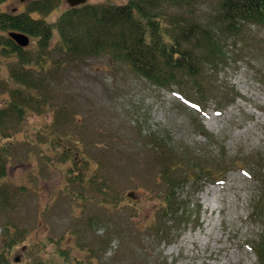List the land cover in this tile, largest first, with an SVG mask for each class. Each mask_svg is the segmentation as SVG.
Listing matches in <instances>:
<instances>
[{
	"label": "rangeland",
	"instance_id": "374dc122",
	"mask_svg": "<svg viewBox=\"0 0 264 264\" xmlns=\"http://www.w3.org/2000/svg\"><path fill=\"white\" fill-rule=\"evenodd\" d=\"M67 7L61 0L44 19ZM24 9L0 4V13ZM218 14L210 0L195 12L197 78L163 88L104 58L86 61L56 86L58 115L11 109L20 66L0 31V264H258L264 25L225 33ZM35 46L29 38L25 49Z\"/></svg>",
	"mask_w": 264,
	"mask_h": 264
},
{
	"label": "trees",
	"instance_id": "16d2710c",
	"mask_svg": "<svg viewBox=\"0 0 264 264\" xmlns=\"http://www.w3.org/2000/svg\"><path fill=\"white\" fill-rule=\"evenodd\" d=\"M6 1L0 0V4ZM200 1L205 0H129L124 5L87 2L68 6L51 22L44 17L55 11L61 0H30L24 3L23 12L0 13V31L36 40L33 50L10 39L2 46V51L16 56L20 66L13 72L19 90L12 93L11 109L21 116L32 104L34 109H53L58 115L56 86H61L68 74L78 72L83 63L98 58H104L110 68L129 69L158 87H169L183 77L197 78L189 61L190 50L198 49L192 41L202 32L195 20ZM210 1L216 3L217 21L225 33L238 32L242 21L264 25V0ZM206 42L215 41L206 36ZM197 168L210 171L201 165ZM163 176L168 177V172ZM168 186L172 188L171 182ZM258 209L264 216V204ZM254 251L258 264H264V244Z\"/></svg>",
	"mask_w": 264,
	"mask_h": 264
},
{
	"label": "water",
	"instance_id": "95a60500",
	"mask_svg": "<svg viewBox=\"0 0 264 264\" xmlns=\"http://www.w3.org/2000/svg\"><path fill=\"white\" fill-rule=\"evenodd\" d=\"M28 1L30 0H20L21 3H25ZM88 1L89 0H65V2L67 3L69 7H76V6L84 5ZM8 36L19 47L25 48L29 44V37L25 34L11 32L8 34Z\"/></svg>",
	"mask_w": 264,
	"mask_h": 264
}]
</instances>
